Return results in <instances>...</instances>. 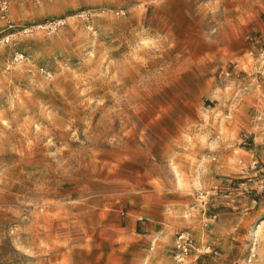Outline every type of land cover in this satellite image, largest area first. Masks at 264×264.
<instances>
[{"label":"rangeland","instance_id":"374dc122","mask_svg":"<svg viewBox=\"0 0 264 264\" xmlns=\"http://www.w3.org/2000/svg\"><path fill=\"white\" fill-rule=\"evenodd\" d=\"M240 148L256 186L222 173ZM222 178L264 264V0H0V264H177L163 218L201 264L183 217Z\"/></svg>","mask_w":264,"mask_h":264},{"label":"crops","instance_id":"0c3cea01","mask_svg":"<svg viewBox=\"0 0 264 264\" xmlns=\"http://www.w3.org/2000/svg\"><path fill=\"white\" fill-rule=\"evenodd\" d=\"M237 152L234 149H230L226 162L223 165L222 172L226 177L239 178L245 177L239 174H246L251 176L250 181L256 186L258 172H251L250 170L256 168L258 160L255 159V151L252 149H239L240 159H237ZM254 177V178H253ZM259 178V177H258ZM228 183L226 189L229 191L225 197L226 205L229 206L225 211H218L217 213H210L201 210L198 207L192 210L187 209L183 222L186 227L190 229L194 235L197 245V252L195 256H199L198 252L211 245L217 249V252L210 254L202 258L201 264H242L243 256L242 252L245 247L249 246L246 244V234L243 232V225L246 224L248 216H252L253 212H246L245 204L248 199L242 191L234 190L230 187L232 180L222 178ZM246 184L243 182L241 186ZM214 187H221V182H214ZM254 186V187H255ZM243 189V187H242ZM189 213V214H187ZM193 214V217H190ZM143 236L149 240L157 239H168V247H162L167 253H172L175 242V229L177 223L174 221H168L163 218V221H150L143 223ZM167 242V241H166ZM207 250V249H206ZM205 250V251H206ZM168 257V256H167Z\"/></svg>","mask_w":264,"mask_h":264},{"label":"built area","instance_id":"2783aa9c","mask_svg":"<svg viewBox=\"0 0 264 264\" xmlns=\"http://www.w3.org/2000/svg\"><path fill=\"white\" fill-rule=\"evenodd\" d=\"M194 249L195 242L193 238L189 234L182 232L176 238L172 257L177 264H190L189 259ZM249 261H251V258Z\"/></svg>","mask_w":264,"mask_h":264}]
</instances>
